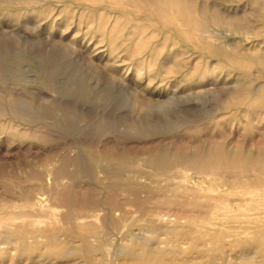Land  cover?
I'll return each instance as SVG.
<instances>
[{
    "label": "rangeland",
    "instance_id": "1",
    "mask_svg": "<svg viewBox=\"0 0 264 264\" xmlns=\"http://www.w3.org/2000/svg\"><path fill=\"white\" fill-rule=\"evenodd\" d=\"M0 264H264V0H0Z\"/></svg>",
    "mask_w": 264,
    "mask_h": 264
}]
</instances>
